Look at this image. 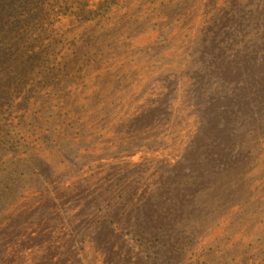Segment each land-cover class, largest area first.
<instances>
[{
	"label": "rangeland",
	"instance_id": "374dc122",
	"mask_svg": "<svg viewBox=\"0 0 264 264\" xmlns=\"http://www.w3.org/2000/svg\"><path fill=\"white\" fill-rule=\"evenodd\" d=\"M119 3L0 114V264H264V0Z\"/></svg>",
	"mask_w": 264,
	"mask_h": 264
},
{
	"label": "trees",
	"instance_id": "16d2710c",
	"mask_svg": "<svg viewBox=\"0 0 264 264\" xmlns=\"http://www.w3.org/2000/svg\"><path fill=\"white\" fill-rule=\"evenodd\" d=\"M122 0H0V114L9 99L30 81L39 55L47 49L52 27L60 20H79ZM72 8L77 11L70 10ZM73 11V12H72ZM42 45V42H46ZM1 116V115H0ZM3 125L0 121V138Z\"/></svg>",
	"mask_w": 264,
	"mask_h": 264
}]
</instances>
